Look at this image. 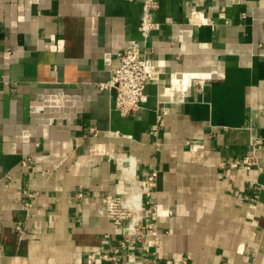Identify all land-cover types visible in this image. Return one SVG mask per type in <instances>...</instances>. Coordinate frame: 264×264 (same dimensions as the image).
Wrapping results in <instances>:
<instances>
[{
    "label": "crops",
    "instance_id": "crops-1",
    "mask_svg": "<svg viewBox=\"0 0 264 264\" xmlns=\"http://www.w3.org/2000/svg\"><path fill=\"white\" fill-rule=\"evenodd\" d=\"M157 1L160 79L126 118L98 83L139 36L141 0H0V264L119 246L128 220L98 210L138 185L157 235L130 237L120 264H264V0ZM195 9L209 22L188 23Z\"/></svg>",
    "mask_w": 264,
    "mask_h": 264
},
{
    "label": "built area",
    "instance_id": "built-area-1",
    "mask_svg": "<svg viewBox=\"0 0 264 264\" xmlns=\"http://www.w3.org/2000/svg\"><path fill=\"white\" fill-rule=\"evenodd\" d=\"M142 12L137 24L138 37L130 39L126 46L117 52L118 64L110 69L107 80L98 83L100 90L113 92L114 109L120 116L126 118H135L141 112L148 102L146 86L148 83H158L160 71L152 60L146 56V43L152 31L158 28L157 10L159 3L157 0H141ZM187 22L190 24L208 23L202 10H192ZM156 131V127H153ZM257 141H253L256 143ZM253 157L245 156L240 160H235L229 165L236 167L238 164H252ZM28 163V159L22 161L23 165ZM156 171L148 173L149 181L156 180ZM139 211L133 203L126 201V196L107 193L103 196L102 204L98 210L99 215H103L111 220L113 224L121 225L124 220L127 221L123 238L120 245L113 247L110 251L96 250L86 257V264H98V261H105L108 264H120L119 255L121 249L132 244L130 237L138 236L141 241L147 235H157V204L152 199V185L144 188L140 185L136 187L139 190ZM140 189V190H141ZM144 197V198H143ZM144 199V200H143ZM144 205V208H142ZM29 204H26L27 208ZM17 230L21 232L18 226ZM157 243L158 240L154 239ZM147 250V249H146ZM144 260H149L147 252H144ZM154 261V260H153ZM165 264H173L172 259H166Z\"/></svg>",
    "mask_w": 264,
    "mask_h": 264
},
{
    "label": "bare ground",
    "instance_id": "bare-ground-1",
    "mask_svg": "<svg viewBox=\"0 0 264 264\" xmlns=\"http://www.w3.org/2000/svg\"><path fill=\"white\" fill-rule=\"evenodd\" d=\"M135 185V184H134ZM137 187V186H136ZM139 190L135 187L131 190V193L126 197V201L133 203L136 209L139 211Z\"/></svg>",
    "mask_w": 264,
    "mask_h": 264
}]
</instances>
